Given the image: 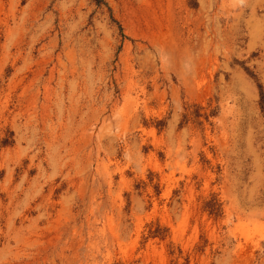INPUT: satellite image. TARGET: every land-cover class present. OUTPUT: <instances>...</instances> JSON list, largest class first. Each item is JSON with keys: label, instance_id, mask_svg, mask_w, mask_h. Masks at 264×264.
I'll list each match as a JSON object with an SVG mask.
<instances>
[{"label": "rangeland", "instance_id": "374dc122", "mask_svg": "<svg viewBox=\"0 0 264 264\" xmlns=\"http://www.w3.org/2000/svg\"><path fill=\"white\" fill-rule=\"evenodd\" d=\"M0 264H264V0H0Z\"/></svg>", "mask_w": 264, "mask_h": 264}]
</instances>
